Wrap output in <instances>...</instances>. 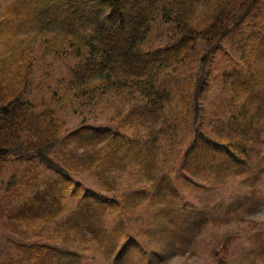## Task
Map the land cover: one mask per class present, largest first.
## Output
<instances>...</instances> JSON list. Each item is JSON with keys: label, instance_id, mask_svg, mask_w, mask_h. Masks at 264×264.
Here are the masks:
<instances>
[{"label": "trees", "instance_id": "16d2710c", "mask_svg": "<svg viewBox=\"0 0 264 264\" xmlns=\"http://www.w3.org/2000/svg\"><path fill=\"white\" fill-rule=\"evenodd\" d=\"M0 9V170L12 156L17 164L27 162L21 173L9 176V194L0 200V227L23 237L5 238L0 232V264H83L91 250L109 264H135V258L139 264H166L209 229L210 221H238L264 205V0H0ZM159 14L183 35L144 50ZM229 34L236 38L246 73L225 64L207 82L209 54ZM199 40L207 51L182 80L185 92L175 101L158 79L197 58ZM37 41L44 43V54L87 52L74 70L76 95L94 97L102 87L136 90L140 100L127 115L142 135L129 140L116 128L84 124L63 136L66 124L55 112L38 111L27 97ZM216 86L226 98L221 108L226 117L206 133L202 96ZM174 101L181 104L166 113ZM191 128L192 141L179 147ZM41 164L53 174L43 178ZM91 166L105 196L85 193L77 178ZM130 167L146 181L116 196ZM236 177L248 189L240 201L221 200L214 209L209 202L179 208L183 190L226 185ZM67 195L75 200L71 205ZM145 200L159 208L160 219L148 236L106 228L108 214L134 213ZM64 212L66 219L55 222Z\"/></svg>", "mask_w": 264, "mask_h": 264}, {"label": "rangeland", "instance_id": "374dc122", "mask_svg": "<svg viewBox=\"0 0 264 264\" xmlns=\"http://www.w3.org/2000/svg\"><path fill=\"white\" fill-rule=\"evenodd\" d=\"M128 9H130V6ZM53 31L55 30L53 29ZM182 35L181 29L177 27L174 21H169L159 14L152 22L150 32L142 47L144 50L165 47L176 42ZM196 43L200 50L197 58L188 60L186 62L188 64L178 66L175 72H162L158 79V85L161 88L170 89L172 99L174 98L175 101L180 97L181 90L185 92L182 80L186 79L192 70L195 71V68L200 65L199 60L205 56L207 51V43L201 40ZM32 47L34 69L31 75L32 85L28 88L27 97L34 101L38 111L50 108L55 112L60 121L66 124L67 131L63 136L84 124L91 127L110 126L116 128L125 134L129 140L138 139L142 135V131L132 128L129 123V115H127L131 107L140 100L136 90L130 89V87H127L128 89L116 88L112 90L111 88L102 87V90L98 91L94 97L76 95L75 90L72 89L74 70L79 63L85 60L87 52H83L81 56H78L71 49H67L64 53L51 52L44 54V43L42 41L33 43ZM235 47H237L236 38L229 34L209 54L208 63L204 66L207 70V82L209 77L221 72L220 66L225 64L231 63L230 68L236 66L237 72H245L241 67L242 62L240 63L239 53ZM223 99L226 98H224L218 86L213 89L207 87L205 90L201 105L206 113L201 122L205 123L202 129L206 133L211 125L219 122V117L225 120L223 118L226 117V114L224 111L221 112ZM175 101L173 105H167L166 113L167 111L173 112L177 105L181 104L180 101L179 104ZM192 139L193 130L191 128L190 131L184 133L183 141L179 147L186 146ZM78 150L81 151L82 149L78 148ZM5 162L3 166L1 165L0 170V200L2 196L9 194L6 191V181L9 176L13 172L21 173L27 165L26 161L17 164L18 162L14 156ZM171 165L173 166L172 163ZM79 168L81 169L83 166H79ZM39 171L43 178L53 174V170L43 164L39 166ZM94 171L95 167L91 166L89 170H84L78 174L77 178L82 183L83 188L85 187V193L104 195L105 193L96 180L97 176H94ZM139 178L141 181L138 180ZM144 181L146 179L140 177L137 168L130 167L125 178L120 182L119 190L114 194L117 196L126 189L128 193H132V191L141 188ZM106 182H109V180L106 179ZM260 184H264V172L260 177ZM206 186V189L203 188L198 191H180L179 208H201L209 202L211 208L214 209L213 206L221 200L232 203L240 201L248 191L245 188L246 186L241 183V177L234 178L226 185L220 186L208 183ZM208 193L211 194V200H209ZM66 201L68 205L75 202L74 198H70L68 195ZM1 203L2 207L6 208V202ZM158 209L149 207L148 201L145 200L139 206L134 207V213L115 212L108 214L105 219L106 228L108 230L117 229L123 235L135 236L141 231V236H144V234L148 236L150 234L148 230L153 227L152 225L160 222ZM231 213L234 215L236 212L232 210ZM66 215L67 212L62 213L56 218L55 222L64 221ZM208 228L189 240L187 249H182L166 264H264V205L250 210L238 221L225 220L216 223L210 221ZM47 231L43 230V235ZM0 232L5 238L13 235V238L17 240L23 239L21 236L10 234L2 227H0ZM45 238H47V234H45ZM188 239H190V236ZM56 244L59 245L60 241H56ZM94 251L84 253L83 264H109L108 260L99 257ZM135 262L139 264L140 261L135 258Z\"/></svg>", "mask_w": 264, "mask_h": 264}]
</instances>
